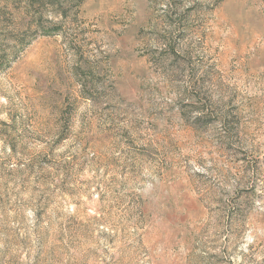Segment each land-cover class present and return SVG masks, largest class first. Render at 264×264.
I'll return each mask as SVG.
<instances>
[{
    "label": "rangeland",
    "instance_id": "374dc122",
    "mask_svg": "<svg viewBox=\"0 0 264 264\" xmlns=\"http://www.w3.org/2000/svg\"><path fill=\"white\" fill-rule=\"evenodd\" d=\"M0 264H264V0H0Z\"/></svg>",
    "mask_w": 264,
    "mask_h": 264
}]
</instances>
